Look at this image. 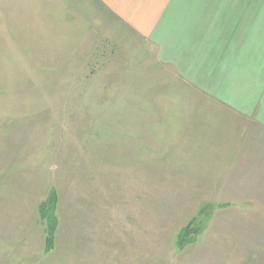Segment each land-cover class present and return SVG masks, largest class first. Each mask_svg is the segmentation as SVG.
I'll list each match as a JSON object with an SVG mask.
<instances>
[{"label":"rangeland","instance_id":"374dc122","mask_svg":"<svg viewBox=\"0 0 264 264\" xmlns=\"http://www.w3.org/2000/svg\"><path fill=\"white\" fill-rule=\"evenodd\" d=\"M96 6L0 0V264H264L252 131L186 112L153 46Z\"/></svg>","mask_w":264,"mask_h":264},{"label":"crops","instance_id":"0c3cea01","mask_svg":"<svg viewBox=\"0 0 264 264\" xmlns=\"http://www.w3.org/2000/svg\"><path fill=\"white\" fill-rule=\"evenodd\" d=\"M93 1L153 46L155 66L168 67L169 86L190 99L186 112L220 110L250 128L249 161L264 179V0Z\"/></svg>","mask_w":264,"mask_h":264},{"label":"trees","instance_id":"16d2710c","mask_svg":"<svg viewBox=\"0 0 264 264\" xmlns=\"http://www.w3.org/2000/svg\"><path fill=\"white\" fill-rule=\"evenodd\" d=\"M54 191L38 208L40 220L45 224V250L50 251L53 248V236L55 233L57 222L55 221L54 208L56 202V196L54 197Z\"/></svg>","mask_w":264,"mask_h":264}]
</instances>
